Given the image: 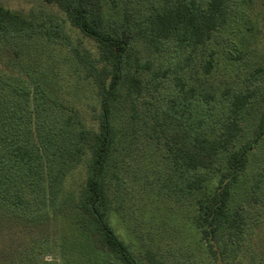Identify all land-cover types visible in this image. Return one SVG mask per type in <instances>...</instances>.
I'll return each mask as SVG.
<instances>
[{"label":"rangeland","instance_id":"1","mask_svg":"<svg viewBox=\"0 0 264 264\" xmlns=\"http://www.w3.org/2000/svg\"><path fill=\"white\" fill-rule=\"evenodd\" d=\"M96 1L109 24H119L126 17L134 37L132 56L150 65L140 72L138 96L123 98L118 107L120 140L107 173L112 228L132 249L150 250L166 264H212L190 219L194 204L185 183L192 173L173 162L171 149L175 147L173 139L182 131L179 124L184 117L203 134L214 136L218 132L224 88L230 92L254 90V99L263 92L264 75L253 78L252 72L264 57V0L251 1L250 8L243 0H229L226 24L194 51L179 48L170 40L153 48L137 36L144 17L160 0ZM0 5L34 16L30 33L0 37V78L6 82L5 87L0 86V102L8 108L12 132L28 144H40L42 138L44 148L50 141L49 150L40 145L43 158L39 168L44 172L40 180L46 187L47 180L56 175L53 183L57 190L53 199L48 187L45 195L25 193L29 212L40 216L32 225L0 212V264H116L104 250H85L70 217L63 213L62 201L83 172L80 164L61 167L62 173L58 159L51 155L52 147L63 139L72 146L68 132L76 129L72 124L68 130L66 111L53 107L51 100L75 110L86 127L94 126L97 101L92 85L82 78L70 45L61 37H49L47 30H56L70 44L93 52L94 45L70 25L64 13L42 0H0ZM254 12V25L260 30L256 42L246 28V20ZM38 22L44 25L36 27ZM259 42H263L260 47ZM210 56L213 66L205 73L203 64ZM9 85L30 90L29 95H16ZM184 105L187 110L182 113ZM252 109L254 114L250 109L245 115L250 120L243 122L242 140L252 134L256 103ZM165 111L173 118L166 119ZM229 205L236 218L238 214L241 217L242 232L238 238L223 235L226 249L222 258L264 264V141L248 154V164L233 188Z\"/></svg>","mask_w":264,"mask_h":264},{"label":"trees","instance_id":"2","mask_svg":"<svg viewBox=\"0 0 264 264\" xmlns=\"http://www.w3.org/2000/svg\"><path fill=\"white\" fill-rule=\"evenodd\" d=\"M42 1L64 13L70 25L95 48L93 52L80 44L72 45L56 30H47L49 37H61L59 39L70 45L82 78L92 85L97 101L96 111L92 114L94 126L86 127L75 110L51 100L53 107L66 111L64 122L69 125L68 130L76 125L74 132H68L72 135V146L63 139L52 147L51 155L61 165L58 171L65 173L61 167L79 164L83 171L62 201L63 213L70 217L85 250H104L117 261L116 264H166L150 250L140 252L132 249L114 232L111 224L114 218L112 198L107 184L109 166L120 140L116 125L119 103L123 98L138 96L142 88L140 72L150 65L141 63L130 52L134 37L130 35L126 17L119 24H109L105 11L96 0ZM243 1L249 8L252 6L253 0ZM228 13L229 0H160L144 17L136 34L153 48L162 40H170L179 48L194 51L212 40L215 31L226 24ZM256 17L254 12L251 19L246 20L249 37L255 42L259 41L260 32L254 25ZM33 22L31 12L24 13L0 5L1 38L30 33ZM42 25L44 22L35 24L36 27ZM258 44L260 47L263 42ZM260 63L253 69V78L264 75V57ZM212 66L213 58L210 56L203 64V71L208 73ZM0 82V86L5 87L6 82L1 78ZM9 89L16 95L23 93L27 96L30 92L13 85H9ZM223 93L218 132L214 136L203 134L193 127L189 118L184 117L179 124L183 126L182 131L173 139L174 149H170L173 162L192 173V178L185 183L186 192L194 204L190 219L194 231L207 247L212 264H252L253 261L224 260L223 235L233 234L238 238L242 232L241 217L238 214L236 218L237 214L231 211L229 204L233 188L248 164V154L264 141V87L256 99L254 90L230 92L226 87ZM255 103L258 113L251 120L254 124L252 134L242 140L243 122L250 120L245 115L250 109L254 114L252 108ZM182 110L184 113L187 105ZM8 114V108L0 102V212L4 217L32 225L39 221L40 216L29 212L30 202L25 193L45 195L48 187L53 199L57 193L53 183L56 175L47 180L46 187L42 185L40 179L44 172L39 167L43 153L39 149L44 142L40 138V144H28L22 136L12 132ZM165 115L168 120L173 118L169 111H165ZM48 143L50 141H47V147H43L45 150L50 149ZM112 173L117 177L114 171Z\"/></svg>","mask_w":264,"mask_h":264}]
</instances>
